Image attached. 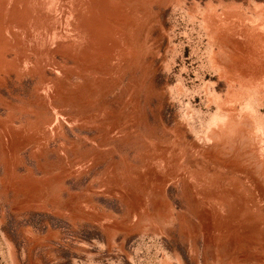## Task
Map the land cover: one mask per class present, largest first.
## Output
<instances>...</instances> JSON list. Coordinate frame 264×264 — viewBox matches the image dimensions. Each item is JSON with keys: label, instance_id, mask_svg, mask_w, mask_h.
I'll use <instances>...</instances> for the list:
<instances>
[{"label": "rangeland", "instance_id": "374dc122", "mask_svg": "<svg viewBox=\"0 0 264 264\" xmlns=\"http://www.w3.org/2000/svg\"><path fill=\"white\" fill-rule=\"evenodd\" d=\"M0 264H264V0H0Z\"/></svg>", "mask_w": 264, "mask_h": 264}]
</instances>
